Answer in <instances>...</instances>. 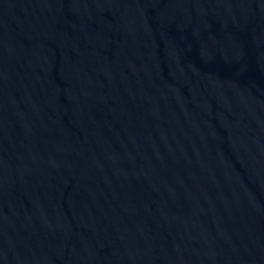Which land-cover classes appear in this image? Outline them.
I'll return each instance as SVG.
<instances>
[{
    "label": "water",
    "instance_id": "obj_1",
    "mask_svg": "<svg viewBox=\"0 0 264 264\" xmlns=\"http://www.w3.org/2000/svg\"><path fill=\"white\" fill-rule=\"evenodd\" d=\"M0 264H264V0H0Z\"/></svg>",
    "mask_w": 264,
    "mask_h": 264
}]
</instances>
